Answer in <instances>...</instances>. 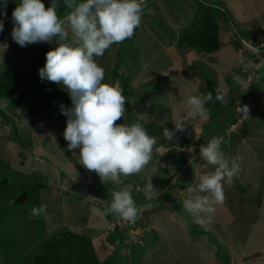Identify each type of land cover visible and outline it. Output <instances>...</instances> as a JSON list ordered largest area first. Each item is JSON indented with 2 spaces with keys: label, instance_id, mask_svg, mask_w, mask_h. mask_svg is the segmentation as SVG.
Returning a JSON list of instances; mask_svg holds the SVG:
<instances>
[{
  "label": "crops",
  "instance_id": "crops-1",
  "mask_svg": "<svg viewBox=\"0 0 264 264\" xmlns=\"http://www.w3.org/2000/svg\"><path fill=\"white\" fill-rule=\"evenodd\" d=\"M148 1L143 6L142 22L130 40L146 44L154 40L161 48V55L149 52L134 67L132 79L136 82L131 81V90L140 89L144 77L142 80L135 75L142 69L149 74V86L143 88L140 92L143 98L139 97L137 102L133 100L135 92H127L125 85L122 86L131 103L125 106L127 116L117 121L129 125L138 121L157 140L152 160L145 169L137 175L122 177L125 184L133 186L138 218L134 222L125 220L128 226L118 228L113 227L108 214L104 215L113 199L110 193L122 185L112 181L102 183L97 173L80 164L79 149L68 150L63 135L68 117L63 122L56 119L46 123L60 127L56 131L50 127L44 129L47 150L43 152L39 146L21 154L22 173L38 176L37 183L42 184L40 198L49 214V207L54 204L57 207L50 218L59 217L57 210L61 213L66 209L67 215L79 225H91L80 233L93 239L100 261L115 254L117 243L111 237H116L115 231H122L128 235L120 246L121 264H264V64L253 68L258 81L247 91L238 83L242 67L239 73L231 69L238 61L234 32L251 41H264V0ZM217 1L221 2L220 6L216 5ZM201 6L222 13L218 21L219 47L214 52L181 43ZM221 36L224 43H220ZM149 38L152 40L148 41ZM51 45L58 46L55 40ZM118 47L115 44L108 49L110 59L105 55L94 57L113 75L112 83L119 77L118 61L122 60ZM166 59L174 62L170 60L172 64L166 67ZM30 61L31 70H35L40 80L36 73L40 63L34 58ZM209 92L211 100L206 99ZM191 95L205 101L207 115L188 117L186 101ZM217 95L225 96L227 103L217 100ZM237 105L253 107L252 114L242 123L238 122ZM181 118L186 119L185 127L191 129L177 131L173 141L167 140L164 128L174 130V123ZM35 123L36 120L31 122L33 126ZM24 133L23 130L16 132L22 139V147L26 143ZM213 137L223 138L221 150L226 158L239 157L240 171L234 177L235 183L225 185L226 200L216 206L212 222L205 230L193 222L183 208V201L195 195L187 192L188 187L196 186L202 175L214 171L215 166L205 167L206 162L199 155L201 145H207ZM1 152L4 155L5 151ZM149 182L153 192L148 191ZM76 194L80 195L74 200ZM62 228L56 221L52 233Z\"/></svg>",
  "mask_w": 264,
  "mask_h": 264
},
{
  "label": "clouds",
  "instance_id": "clouds-1",
  "mask_svg": "<svg viewBox=\"0 0 264 264\" xmlns=\"http://www.w3.org/2000/svg\"><path fill=\"white\" fill-rule=\"evenodd\" d=\"M144 3L145 0H83L81 3L64 0L71 11L59 17L57 0H51L47 8L42 0H19L12 12L11 35L20 46L52 43L55 38L58 46L46 53V63L39 69V76L42 81L63 85L72 100V107L63 109L68 117L63 133L68 150L79 149L80 164L97 173L102 183L112 181L122 185L112 192V202L104 215L115 214L129 222L138 218L139 211L132 196L133 186L125 184L122 177L137 175L145 169L152 160L157 140L138 121L131 125L117 123L126 112L123 88L118 81L104 82L105 70L94 57L103 56L114 44L134 35L142 22ZM3 28L0 20V32ZM206 99H212L210 92ZM216 99L227 103L223 95H217ZM8 103L6 100L0 106L6 107ZM186 103L188 117L207 115L205 101L199 96H189ZM243 110L248 113L247 106ZM185 121L181 118L175 122L174 130L164 128V137L173 141L177 131H184ZM222 142V137H213L207 145H201L199 155L206 162L205 167L215 168L202 175L196 186L187 188L189 194L195 195L183 201V208L193 222L205 230L212 222L216 206L226 200L225 185L231 186L240 171L239 157L226 158L221 150ZM147 188L154 191L151 182ZM46 211L47 205L41 204L31 209V216Z\"/></svg>",
  "mask_w": 264,
  "mask_h": 264
},
{
  "label": "rangeland",
  "instance_id": "rangeland-1",
  "mask_svg": "<svg viewBox=\"0 0 264 264\" xmlns=\"http://www.w3.org/2000/svg\"><path fill=\"white\" fill-rule=\"evenodd\" d=\"M81 2H83V0H76V3H81ZM10 5L3 8L2 9L3 12L2 14H0V19H3V21L6 24L12 23V12L14 8L17 6V4H14V3L11 6ZM216 5L220 6L221 2L217 1ZM45 6L47 8L50 5L46 3ZM69 11L71 10L66 8L64 14L68 13ZM239 36L241 35L234 32V37L237 42L239 41ZM222 37L223 36L220 37L221 38L220 43L225 42V40H222ZM151 40L152 39L149 38L148 41H151ZM8 41L11 42L9 44V47L15 46V48L14 50L8 52L7 51L8 47L5 48V46L7 45L3 44L4 41H0V72H2L3 69L6 67H10V65L21 63V66L27 71V74H28L27 78H29V80L27 81L28 83H30V86L31 84L33 85L35 84L39 88L41 87L40 84H42L44 87H46V89L49 90L47 94L43 90L41 92V95H40V92H37L38 94L37 97L43 98L42 96L45 95L48 101L49 100L53 101L51 100V98L52 96L55 97L56 101H53L54 102L53 105L55 108L53 107V109L58 110L56 114H59V115L61 114L65 116V118H63V120H65L67 116L63 114V109H70L72 107L71 106L72 104L70 103L71 98L68 95L66 89L63 87V85L53 83L47 79L42 81L40 78L41 82L39 78L33 79L35 72L32 73L33 75H30V71H31V61L30 60L33 59V52L35 51V48H41V47H42V51L46 52L45 50H43V46L40 43H32V44H27L26 45L27 47L22 46L19 48V47H16L17 43L13 40L12 37H9ZM118 45H119L118 47L119 49L117 50L122 55V60L120 59V61H118L119 65L117 67V71L119 70V74H118L119 77H115L116 79L114 80V82L118 81L121 87L125 85L124 90L127 89L128 90L127 92H131V93L135 92L134 93L135 97L133 98V100L137 102L139 97L143 98V95L140 92L144 90L143 88L149 86V78H148L149 74H147L143 69L141 70L142 72L137 73L135 76L141 79L144 77V81L142 82L139 90L137 91L136 89L131 90V86H129L131 85V81L133 83L136 82L135 78L132 79V75L136 71L134 67L138 65V62H140V60H144L146 56H148L149 52H152L153 54L157 53L158 55L159 54L161 55V48H159L158 45L154 43V40L153 42H147L146 44L144 41H140L139 43H136V41L132 42L130 39H127ZM149 45H152L153 47L150 48L151 46ZM23 47L26 48V51L24 54H21L20 50H23ZM114 47H115V44L111 48H114ZM47 50L48 51L53 50V48L49 47ZM108 51L109 50H106L104 55L106 56L107 59H110V57L107 55ZM18 57H21V59L17 60ZM35 57H34L35 62L40 63L39 64L40 68H38L36 71L37 75L39 76V69L44 67L46 62L43 61L45 60V58L39 54H37V56ZM157 60H159V58ZM170 60L171 59H166V61H164V64L166 67L168 66V64H172V63H169ZM171 61L174 62V60H171ZM233 66L234 67H232L231 69L233 70L236 69L239 73V70L241 68V64L239 63V61H236L235 65ZM103 68L105 70L104 82L112 83L113 80L111 78L113 77V75L109 71H107L105 67ZM126 70L128 72L127 74H124ZM127 92H123V95L126 100L125 106L131 103ZM5 101L6 100L2 99L1 105H3ZM26 105H29V104H26ZM213 106L214 105L212 104V107ZM126 108L127 107H125V109ZM2 109L6 113V116L3 115V113L0 110V154L2 153L1 151H5L4 155L1 154L2 155L1 160L5 164L3 168L0 169V215L4 216L6 221L5 223H2L3 227L0 229L2 230V232L6 230V233H5L6 238L4 240L3 239L4 235L0 234V248L4 249L2 244L4 245L5 243L6 246H8L7 249L9 251L8 253L10 254V256L6 258L4 255L5 252L3 253L2 251H0V260L3 264H10L11 262L9 261V258L12 259V257L14 256L13 259L15 262L17 261L16 264H21L20 254L23 252L25 253L28 249H30L34 253L39 251L40 248L37 247L36 245H37V240L40 238L39 236H41L40 233H42V235L51 234L56 221H57V225H59L60 227L68 228V229H71L77 232H81V230L90 229L91 225H86L85 223L84 224L81 223L79 225L78 223L74 221L73 217L70 218V215L69 214L67 215L68 211H66V209H63L61 213L59 210H57L56 213L58 215L60 214L59 217L55 218L53 215L51 216L52 218H50L49 215L53 213L52 210L57 208L55 204L52 207H49V211H51L50 214L48 212V208L46 212L41 214L43 222L41 221V223H39L38 221L34 220V217L31 216V209L33 207H39L41 204L44 203L42 198H38L39 200L36 198V193L33 191L34 184L36 183V181H39V180L37 178L38 176H36L35 173L34 174L22 173L23 168L20 162L21 158L19 157L23 153H30L32 149L36 150V147H39V146H41V150L43 152L47 150L46 143H45L46 141L45 135L47 133V130H44V129L45 128L48 129L50 127V125L46 124L47 122L51 120L56 121V118L55 117L53 118L51 117L42 118L41 117V119H37L38 115L35 114L34 119H33L30 113H33L34 110H32L28 106H23V107L16 106V109H15L13 106L7 104V106L2 107ZM127 113L125 112L124 115L127 116ZM43 116L45 115L43 114ZM26 120L28 123L26 122ZM33 120H36V123L34 124V126L31 124ZM63 120L60 119L59 121L63 122ZM15 126L18 127L17 132H20L21 130L25 132L24 139L26 141L25 143L26 146L24 145L22 147V145L20 144L21 139L17 137ZM59 127L60 126L55 125L50 128L54 129L52 131H56L59 129ZM186 129L190 130L191 128L187 126L185 127V130ZM34 135H36L35 137V139H37L36 141L34 139ZM15 136L17 137V140L15 139ZM24 182L26 183L25 185L23 184ZM25 186H27L26 188L30 189L29 198H32L33 200L32 199L28 200V197H27V199L21 202H17L20 195L24 192V191L22 192V188ZM95 189L98 190L96 187ZM105 193L106 194L110 193V191L109 192L105 191ZM79 195L80 194H76L75 196L73 195V199L75 200L79 198ZM109 197L111 196L109 195ZM74 204H77V206H80V204H78L77 202H74ZM74 206L76 207V205ZM75 207H74V210L78 211V209ZM125 226L127 227L128 225L126 224ZM2 240L4 241V243L2 242ZM30 250L27 251V253L31 252ZM5 254H7V252Z\"/></svg>",
  "mask_w": 264,
  "mask_h": 264
},
{
  "label": "trees",
  "instance_id": "trees-1",
  "mask_svg": "<svg viewBox=\"0 0 264 264\" xmlns=\"http://www.w3.org/2000/svg\"><path fill=\"white\" fill-rule=\"evenodd\" d=\"M44 4L51 3V0H42ZM18 4L19 0H7L6 7L10 4ZM57 4L59 7H57V14L59 17H61L65 10L66 6L64 4V0H57ZM10 5V6H11ZM5 8V0H0V14H2V9ZM222 15L221 12L218 10L207 7V6H201L199 11L197 12L195 22L192 26H190L183 34L181 43L182 45L188 46V47H198L201 50H205L207 52H214L218 49L219 45V18ZM3 20V19H0ZM4 28L3 31L0 32V41H4L3 44H6L5 48H7V51L14 50L15 46H10L11 43L8 41L9 37H12V29L14 27L13 22L10 24H6L4 21ZM4 38V39H3ZM55 40V38H54ZM40 44L44 45L43 50L48 52V48L52 47L51 43L48 42H39ZM16 47H22L17 43ZM25 47H27L25 45ZM23 47V50H20L21 54H24L26 51V48ZM53 48V47H52ZM35 52H33V58L37 56V54L43 56L45 58L46 62V52L42 51V48H35ZM54 49V48H53ZM24 51V52H23ZM36 58V57H35ZM21 59V57H18L17 60ZM35 70L32 69L30 71V75H33ZM27 71H25L22 66L18 64L10 65V67H6L3 69L2 72H0V105L1 100H8L9 105L13 106L16 109V106L23 107L28 106L33 111L32 115L34 117L35 114L38 115V117H55L56 119H63L65 116L56 114L58 110H54V102L55 97L52 96L51 100L48 101L46 96H42L43 98H38L37 92L39 90L42 92V90L47 94L48 89L44 87L42 84L41 87H37L35 84L28 83L27 80H29ZM34 79H37L36 74L33 76ZM41 81V80H40ZM29 104V105H26ZM55 108V107H54ZM0 110L3 113V115L6 116V113L0 106ZM47 112V113H46ZM43 114L45 116H43ZM11 118V117H10ZM16 129V128H15ZM17 132V130H16ZM15 139L17 140V137L15 136ZM22 141V139H21ZM0 158V169L3 168L4 162ZM29 184V183H28ZM28 186V185H27ZM27 186L22 188V192L26 191L28 194V200L32 199L29 198L30 195V189L26 188ZM42 187L41 183L34 184L33 191L36 193V198H40V188ZM33 200V199H32ZM39 200V199H38ZM40 204V203H39ZM108 217L110 220H113L112 222H117L121 219L117 218L115 214H108ZM35 221H38L41 223L42 215L35 216ZM116 220V221H115ZM5 217L0 215V228L3 227L2 223H5ZM120 228V226H116ZM38 230V229H37ZM6 230L2 232L0 229V234L4 235V240L6 238ZM40 233V231H39ZM37 240V247L40 248L39 251L36 253L32 252L30 249L27 251H31L27 253V251L24 253H21V264H121L123 263V256L121 254V245L124 242V240L127 238L126 233L115 231L114 235L116 237H111L112 241H115L116 244V252L114 255H112L109 259L106 261H100L98 257V251L97 246L95 245L93 239L85 234H82L77 231H73L68 228H62L58 231L49 234V235H42ZM4 243V241L2 240ZM5 245V246H4ZM2 244L3 248H0V251L3 253L7 252V254L4 253L5 257L8 258L10 254L8 253V246L4 243ZM35 246V245H34ZM14 256L9 258L10 264H16L17 261H14ZM11 259V260H10ZM15 262V263H14ZM0 264H3L0 260Z\"/></svg>",
  "mask_w": 264,
  "mask_h": 264
},
{
  "label": "built area",
  "instance_id": "built-area-1",
  "mask_svg": "<svg viewBox=\"0 0 264 264\" xmlns=\"http://www.w3.org/2000/svg\"><path fill=\"white\" fill-rule=\"evenodd\" d=\"M148 0H145V2ZM145 4V3H144ZM238 61L242 67V75L238 79L239 87L247 91L256 81L258 77L253 72V68L259 67L264 64V41H251L242 36H239L238 47ZM247 105H237V112L239 113L238 122H244L245 118L252 114L253 107L247 106L248 113L243 110V107ZM124 227L126 225L125 220H119L113 223V227Z\"/></svg>",
  "mask_w": 264,
  "mask_h": 264
},
{
  "label": "water",
  "instance_id": "water-1",
  "mask_svg": "<svg viewBox=\"0 0 264 264\" xmlns=\"http://www.w3.org/2000/svg\"><path fill=\"white\" fill-rule=\"evenodd\" d=\"M23 184L25 185L26 183L24 182ZM27 197H28L27 192L24 191V192L20 195V197L18 198L17 202H21V201L27 199Z\"/></svg>",
  "mask_w": 264,
  "mask_h": 264
},
{
  "label": "bare ground",
  "instance_id": "bare-ground-1",
  "mask_svg": "<svg viewBox=\"0 0 264 264\" xmlns=\"http://www.w3.org/2000/svg\"><path fill=\"white\" fill-rule=\"evenodd\" d=\"M149 2V1H148ZM237 50V49H236ZM116 221V220H115ZM125 227V226H124ZM123 229V228H122ZM130 243V242H129ZM132 244V243H131Z\"/></svg>",
  "mask_w": 264,
  "mask_h": 264
}]
</instances>
